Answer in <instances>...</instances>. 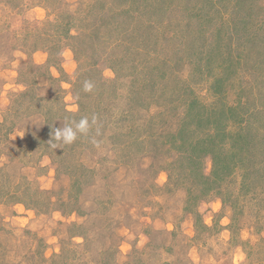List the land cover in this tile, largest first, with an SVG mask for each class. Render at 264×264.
Returning <instances> with one entry per match:
<instances>
[{"label": "rangeland", "instance_id": "374dc122", "mask_svg": "<svg viewBox=\"0 0 264 264\" xmlns=\"http://www.w3.org/2000/svg\"><path fill=\"white\" fill-rule=\"evenodd\" d=\"M0 264H264V0H0Z\"/></svg>", "mask_w": 264, "mask_h": 264}, {"label": "clouds", "instance_id": "9594fccd", "mask_svg": "<svg viewBox=\"0 0 264 264\" xmlns=\"http://www.w3.org/2000/svg\"><path fill=\"white\" fill-rule=\"evenodd\" d=\"M92 85L90 83L85 84V91H90ZM73 122H75L73 120ZM96 123L95 117L90 121L88 117H81L76 127L77 132H74L67 124L63 128H53L51 133V139L48 144L53 149H60V145H71L81 136H87L91 130L92 125Z\"/></svg>", "mask_w": 264, "mask_h": 264}]
</instances>
